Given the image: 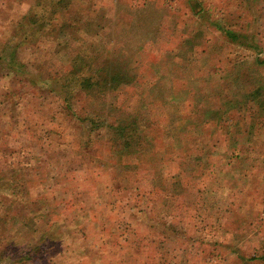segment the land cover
I'll list each match as a JSON object with an SVG mask.
<instances>
[{
  "label": "rangeland",
  "instance_id": "374dc122",
  "mask_svg": "<svg viewBox=\"0 0 264 264\" xmlns=\"http://www.w3.org/2000/svg\"><path fill=\"white\" fill-rule=\"evenodd\" d=\"M198 1L208 10V20L219 29L206 26L193 15L191 6ZM41 3L0 0V41L8 38L27 10L39 11ZM72 4L68 12L59 10L61 19L72 17L73 27L44 32L34 41L27 39L17 45L16 58L34 72L60 73L61 68L68 69L75 56L91 54L101 60L108 54L105 47L120 42L129 54L127 67L135 72V81L109 91L101 99L78 93L73 109L81 115L95 112L112 118H118L122 110L137 109L150 121L149 139L143 147L145 154L141 155L144 158L136 160L137 173L133 179L129 177L128 189L138 183L139 188H148L139 172L142 167L152 170L154 163L148 160L149 155L162 150L178 153V157H170L163 173L176 170L177 162H183L180 156L186 152L194 158L193 162L187 159L192 162L196 179L190 181L183 194H178L179 187L175 185L172 190L176 194H167L169 199L154 194L156 205L148 198L139 203L133 189L116 197L111 168L117 155L109 157L110 131L99 130L95 147L101 162L110 161L111 167L85 158L82 161V129L76 127L62 99L32 87L16 73L6 74L2 67L0 171L21 167L27 158L28 169L21 174V180L7 179L9 175L0 178V264L11 263L4 255L9 256L12 251L17 252L16 257L13 255L16 260L26 257L14 264H242L243 260L229 252L231 249L237 248L245 256L263 250L264 110L236 113L234 122L243 123L228 129L232 137L226 140L220 130L216 134L200 130L202 118L193 113L190 124L181 129L187 134L186 145H166L164 138L179 116L175 106L161 100L186 99L188 104L197 103L207 110L224 98L242 102L247 90L264 84V62L258 61L264 60V0H74ZM221 28L252 34L259 49L237 45ZM111 50L115 54L116 46ZM10 90L15 91L16 98L8 94ZM158 91L162 99L154 98ZM159 132L165 134L162 141L154 136ZM214 141L223 149L212 147L203 157L198 147L202 142L209 146ZM233 143L239 147L237 155ZM68 169L77 170L75 180L79 186L74 187L71 181L73 173L61 177L59 172ZM36 171L43 180L31 181ZM42 191L66 198L81 192L78 204L88 215L85 237L79 241L88 245L87 251L65 245L28 260V243H36L47 226L38 222L37 229L30 232L28 194L35 200ZM136 208L152 217L173 221L191 240L160 244L147 224L135 218ZM10 238L16 246L6 244ZM224 240L230 241V248L214 249L207 244Z\"/></svg>",
  "mask_w": 264,
  "mask_h": 264
},
{
  "label": "trees",
  "instance_id": "16d2710c",
  "mask_svg": "<svg viewBox=\"0 0 264 264\" xmlns=\"http://www.w3.org/2000/svg\"><path fill=\"white\" fill-rule=\"evenodd\" d=\"M39 1L42 2L40 10L37 11L31 8L29 11L27 10V13L17 20L12 32L7 35L8 38L5 36L0 41V68L3 67L5 73L6 71L16 73L15 75L20 77V80L25 79L32 87H39V90L56 94L62 99L64 109L69 111V115L74 119L76 127L82 129L79 139V147L83 150L82 161H84L85 158L88 162L96 161L103 163L96 153L95 142L97 141L96 138L100 136V129H107L110 131L111 137L108 142L109 145L112 146V154L109 155V157L117 155V161L113 168H111L113 169L112 181L115 183L113 184L114 186L112 185V190L116 193V197H122L123 195H126L130 189H133L136 191L135 198L139 203H141L143 198H148L152 199L148 200V202L151 201L156 205L153 195L155 194L160 198L169 199V197L176 194V192L172 190L173 185L179 187L178 194L185 193V188H188L190 181L196 179L192 174L194 171V168L192 167L194 158L188 156L186 152H183L180 156L181 159H183V162H177V169L163 173V169L170 163V157L175 155V157H178V153H173L172 150L171 152L162 150L155 155H149L150 158H148V160L154 163V168L152 170L149 168L145 170V168L142 167L139 172L140 180L142 179L146 185H148V188H139L138 186L141 185L140 183L131 186L130 189L127 188V181L133 179L137 173L134 172L137 168L136 160L144 158L141 155L145 154L143 147L145 142L149 139L147 130L151 125L150 121H148L144 115L138 114L137 109L136 111H133L134 109L128 111L129 113L122 110L124 112L121 111L122 113L118 118H112L110 115H100L95 112L81 115L77 110L73 109L72 102L78 93H84L85 95L91 96L93 99H101V97L105 96L109 91L116 90L121 86L123 87V85L135 81V72L130 70V67H127V65L129 66V54L127 53V49L123 48L120 42L117 45L115 44L117 42L112 43L110 45L112 46L111 48L105 47V49H108V54H106L101 60H97V58L91 56V54L90 57L80 55L75 56L68 69L64 71V69L61 68L60 73H57L58 70H45L40 73L34 72L16 58L17 45L27 39L28 41H34L44 32L49 33L50 31V33H52L55 29H59V31L62 32L65 28L73 27V21H70L72 17L69 19L67 16V20L61 19L63 14H61L59 8H61V10L63 9V12H68V9L73 6L72 3L74 0ZM191 8L194 11L193 15L195 17L198 16L197 18L201 19V21L205 19V13L203 12V8L199 1L196 4H192ZM211 25L216 27V29H219L216 23L212 22ZM99 27L100 30L103 29L102 26ZM221 30H223L226 36L232 38L237 45L253 50L255 48L259 49V44L256 42V39L254 40L252 38V34L240 33L223 28H221ZM113 45L116 46L117 50L115 54L111 50L113 49ZM258 61L264 62L262 59H258ZM8 94L12 95L14 98L17 97L15 91L10 90L8 91ZM161 97L160 91H158L154 98L162 99ZM163 100L161 101H168L173 107L175 106V114L177 113L179 116L176 121L177 124H171L170 131L164 138L167 139L165 141L166 145H186L187 142L185 139L187 134L181 132V129L187 128L192 121L191 115L193 113L202 118L201 127L199 128L200 130H204V132L209 131L212 134H216V132L220 130L223 140H226L231 139L232 137V134H229L230 132H228V129L239 127V125L243 123L242 121L234 122V115L236 113L240 114L251 110L259 111V109L264 110V84H257L253 88L247 90L244 93L242 102L234 101L233 98H224L221 99V101H217L215 107H210L207 110L204 106L197 105V103L188 104V100L186 102V99H182V101L180 100L179 102H177L174 97H171L169 100ZM164 135L165 134L160 132L154 134L157 139L161 137V141ZM151 136L152 134L150 137ZM182 138H184V140ZM210 145L208 146L206 142H202V145L198 147V150L203 157L211 151L212 147L223 149L221 144L216 141ZM232 147L233 152L237 155V153H239V147L234 143ZM206 148L207 150H205ZM187 158H189V160L192 159V162H188ZM20 162L21 161L18 160L17 164ZM24 164L21 167H12L11 169L0 171V178H5L9 175L7 179L21 180V174H23L24 170L28 169V158L27 163ZM103 164L108 168L111 167L110 161L104 162ZM132 166L134 168H132ZM59 173H62V178H65V173H73L74 179L72 178L71 181L73 182L74 187L79 186L78 182L75 180V175L77 174L76 169H68ZM33 174L35 176L31 181L34 178H36L37 181L43 180L42 174L38 175L37 171ZM126 177H128V179ZM185 178H187L186 184H183ZM146 181H148V183ZM29 182L30 178L28 175V183ZM16 188L17 187L14 186V189ZM80 194L81 192H76L71 198H66L65 196L58 197L42 191V194L36 196L35 200H33L34 198H31L28 194V227L30 228V232H34L37 229L38 222L42 221L44 223L43 225H45V223L47 225L41 235H39L36 243H28V260L33 261L39 254L44 256L48 254L51 249L56 247L60 250V247H64L65 245H72L73 248L78 250H88V245H86L84 241H79L80 239L83 240L85 237L86 218L88 215L87 212L82 210L83 206L80 207L78 204V202L82 200ZM167 194H169V197H167ZM125 204L131 206L130 202ZM136 205L137 204L135 203L132 207L135 208ZM133 211L135 218L142 224L146 223L147 228L155 233L154 235L160 244L166 245L167 243L169 244V242H188L191 240L190 236L183 233L180 230V227L173 221L165 220L162 216L156 218L152 217V214H149L140 208H136ZM149 211L151 213V210ZM183 231H185V229ZM2 240L3 237L0 235V243H2ZM10 240L11 238L6 244L8 246H16ZM215 243L219 245L220 248L224 249L230 248L231 244L230 241L226 240L224 242L217 241ZM16 248H19V246L13 247L15 250ZM229 252L234 253L237 259L243 260L242 264H250L254 261L264 264V249L259 250L250 256H245L237 248H233ZM11 253L13 254H7L9 256L4 255V257L9 259L11 263L3 264H14L21 262V259H26V257L21 255L23 258L16 260L14 256L16 257L15 254H17V252L12 251ZM155 264L158 263L155 262Z\"/></svg>",
  "mask_w": 264,
  "mask_h": 264
},
{
  "label": "crops",
  "instance_id": "0c3cea01",
  "mask_svg": "<svg viewBox=\"0 0 264 264\" xmlns=\"http://www.w3.org/2000/svg\"><path fill=\"white\" fill-rule=\"evenodd\" d=\"M202 8H203V12L205 13V19H204V20H202V23L204 22V23H206V24H205L206 26H209V27H210L212 22H210V21L208 20V19H209V17H207V16H206V14H207V15H209V14H208V12H207L208 10H207V9H205L204 7H202ZM204 23H203V24H204ZM205 25H204V27L206 28V26H205ZM213 27H214V26H213ZM214 28H216V27H214ZM214 28H213V29H214ZM224 241H225V240H224ZM224 241H223V242H224ZM218 242H219V241H218ZM207 244H209V245H213V246H214V248H215V247H216V248H220V246H219V245H217V244H216V243H214V242H213V243H207ZM211 250H212V249H211ZM238 250H239V249H238ZM255 252H258V250H257V251H255ZM233 254H234V253H233Z\"/></svg>",
  "mask_w": 264,
  "mask_h": 264
}]
</instances>
